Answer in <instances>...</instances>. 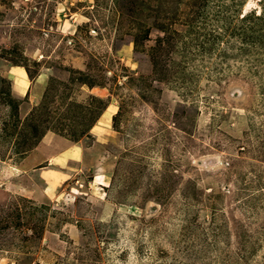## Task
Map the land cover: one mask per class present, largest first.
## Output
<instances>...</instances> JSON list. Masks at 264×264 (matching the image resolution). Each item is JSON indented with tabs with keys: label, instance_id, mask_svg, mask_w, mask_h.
<instances>
[{
	"label": "rangeland",
	"instance_id": "374dc122",
	"mask_svg": "<svg viewBox=\"0 0 264 264\" xmlns=\"http://www.w3.org/2000/svg\"><path fill=\"white\" fill-rule=\"evenodd\" d=\"M0 264H264V0H0Z\"/></svg>",
	"mask_w": 264,
	"mask_h": 264
},
{
	"label": "trees",
	"instance_id": "16d2710c",
	"mask_svg": "<svg viewBox=\"0 0 264 264\" xmlns=\"http://www.w3.org/2000/svg\"><path fill=\"white\" fill-rule=\"evenodd\" d=\"M248 18H251L252 20H247ZM258 21L257 19H261L260 15L255 14L254 11H249L248 13L242 15L240 17V21L244 24H242L240 27H238L237 34L240 37L242 45L244 47L240 48L245 53L249 51V48L251 46H256V44H261L262 40L259 38V31H260V24L258 22H254V20ZM246 21V23H245ZM250 22V24H247ZM208 40V39H207ZM204 38L199 41V43L196 44V47H198L197 52H207L210 51L211 47H204ZM214 42V41H213Z\"/></svg>",
	"mask_w": 264,
	"mask_h": 264
},
{
	"label": "crops",
	"instance_id": "0c3cea01",
	"mask_svg": "<svg viewBox=\"0 0 264 264\" xmlns=\"http://www.w3.org/2000/svg\"><path fill=\"white\" fill-rule=\"evenodd\" d=\"M46 140H47V139L45 138V136L42 137V139L40 140V142L38 143V145H37L35 148H39V145L45 144V141H46Z\"/></svg>",
	"mask_w": 264,
	"mask_h": 264
}]
</instances>
